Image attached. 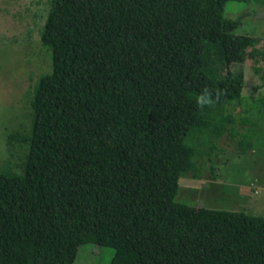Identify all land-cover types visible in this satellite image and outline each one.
<instances>
[{
  "label": "trees",
  "instance_id": "obj_1",
  "mask_svg": "<svg viewBox=\"0 0 264 264\" xmlns=\"http://www.w3.org/2000/svg\"><path fill=\"white\" fill-rule=\"evenodd\" d=\"M230 1L264 6L50 0L52 70L30 129L9 136L27 146L21 170L0 169V264H74L85 244L113 248L111 264H264V217L176 201L217 139L239 137L242 67L264 59Z\"/></svg>",
  "mask_w": 264,
  "mask_h": 264
},
{
  "label": "rangeland",
  "instance_id": "obj_2",
  "mask_svg": "<svg viewBox=\"0 0 264 264\" xmlns=\"http://www.w3.org/2000/svg\"><path fill=\"white\" fill-rule=\"evenodd\" d=\"M50 0H0V169L19 173L27 152L23 143L10 146L9 136L30 129V98L41 76L51 72V56L41 44ZM225 15L238 20V35L258 37L264 52V6L227 2ZM261 68L257 73L254 68ZM241 66L234 64L232 70ZM239 137L217 139L214 152L200 160V171L179 180L176 201L195 208L245 212L264 217V59L247 60ZM243 114V115H244ZM250 118V119H248ZM236 127V125H235ZM241 131V132H239ZM244 137L242 138V136ZM243 141V142H241ZM247 143H251L249 146ZM212 148L211 143L205 145ZM209 151V150H207ZM114 249L80 246L74 264H111Z\"/></svg>",
  "mask_w": 264,
  "mask_h": 264
}]
</instances>
